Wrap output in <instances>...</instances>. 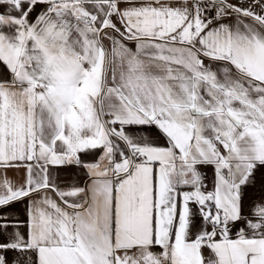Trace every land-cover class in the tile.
I'll return each instance as SVG.
<instances>
[{
  "label": "snow or ice",
  "instance_id": "6c2138e0",
  "mask_svg": "<svg viewBox=\"0 0 264 264\" xmlns=\"http://www.w3.org/2000/svg\"><path fill=\"white\" fill-rule=\"evenodd\" d=\"M0 264H264V0H0Z\"/></svg>",
  "mask_w": 264,
  "mask_h": 264
},
{
  "label": "crops",
  "instance_id": "0c3cea01",
  "mask_svg": "<svg viewBox=\"0 0 264 264\" xmlns=\"http://www.w3.org/2000/svg\"><path fill=\"white\" fill-rule=\"evenodd\" d=\"M8 175H9L10 177H12V178L15 179L18 175H20V173H16V172L10 171V172L8 173ZM21 207H22V205H21Z\"/></svg>",
  "mask_w": 264,
  "mask_h": 264
}]
</instances>
